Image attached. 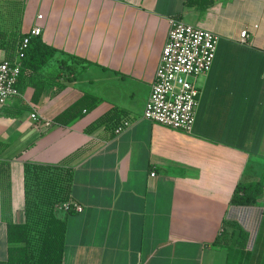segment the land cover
<instances>
[{"label":"crops","instance_id":"obj_1","mask_svg":"<svg viewBox=\"0 0 264 264\" xmlns=\"http://www.w3.org/2000/svg\"><path fill=\"white\" fill-rule=\"evenodd\" d=\"M172 17L220 36L211 69L196 78L190 132L143 118ZM0 26H40L59 50L41 70L27 67L20 95L0 106V260L8 223L25 219L30 161L73 171L84 209L68 216L63 264H264L262 194L231 203L239 183L264 177V0H0ZM0 53L13 59L17 48ZM86 93L95 107L58 123ZM114 110L127 128L90 130Z\"/></svg>","mask_w":264,"mask_h":264},{"label":"trees","instance_id":"obj_2","mask_svg":"<svg viewBox=\"0 0 264 264\" xmlns=\"http://www.w3.org/2000/svg\"><path fill=\"white\" fill-rule=\"evenodd\" d=\"M200 0H186L187 4H195ZM9 40L13 50L18 48L26 34L18 35ZM6 35L0 31V38ZM16 35V36H15ZM5 39L0 48H6ZM59 50L47 44L40 36L30 40L26 55L23 58L21 75L28 67L33 71L41 70ZM69 57L80 63H89L83 58L70 54ZM98 101L86 93L75 103L56 116L60 124H68L79 116L92 110ZM121 123L117 110L100 117L90 128L99 125H111L113 129ZM7 166L1 162V172L5 173ZM25 207L23 222H9L7 225L8 257L0 260V264H63L68 229V216L73 209L66 210L65 216H59L61 206L72 202L73 171L62 164L25 162ZM264 185L262 181L239 183L231 198L232 204L252 205L258 201ZM247 236L240 243L245 247Z\"/></svg>","mask_w":264,"mask_h":264},{"label":"built area","instance_id":"obj_3","mask_svg":"<svg viewBox=\"0 0 264 264\" xmlns=\"http://www.w3.org/2000/svg\"><path fill=\"white\" fill-rule=\"evenodd\" d=\"M40 17H42L40 15ZM169 31L156 69L143 118L164 126L190 132L195 124L196 110L201 90L196 78L211 69L220 36L209 29L193 25L182 18L169 20ZM42 33L40 26L26 33L13 59L0 58V106L14 96L20 95L19 80L23 68V58L33 36ZM248 30L241 32V41L246 42ZM38 119L37 112L32 113ZM52 121H45L50 126ZM130 125L123 120L115 129L121 133ZM155 175V172L152 173ZM65 210L83 211L82 204L72 201L63 204Z\"/></svg>","mask_w":264,"mask_h":264},{"label":"rangeland","instance_id":"obj_4","mask_svg":"<svg viewBox=\"0 0 264 264\" xmlns=\"http://www.w3.org/2000/svg\"><path fill=\"white\" fill-rule=\"evenodd\" d=\"M15 9H17V8H15ZM19 15H18V13H13L12 14V16H11V18L13 19V21H14V19H17V20H19ZM0 31H3V32H6V35L4 36V37H2V38H0V43H2V41L5 39L6 41H5V43H7V47L6 48H1V49H4V50H7V51H12L13 49H12V47H11V43L9 42V40H11V39H13L14 38V36H13V31H16L15 33L18 35V37H19V34L20 33H18V30H13V29H2L1 28V26H0ZM16 36V35H15ZM0 55H1V53H0ZM1 57V56H0ZM262 183H263V185H264V177H262ZM262 198L264 199V189H263V192H262ZM60 210H63V211H65V208L63 207V205L61 206V208H60Z\"/></svg>","mask_w":264,"mask_h":264}]
</instances>
